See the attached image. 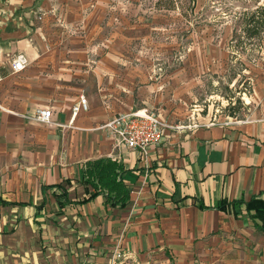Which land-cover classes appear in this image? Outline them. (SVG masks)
<instances>
[{
	"label": "crops",
	"instance_id": "1",
	"mask_svg": "<svg viewBox=\"0 0 264 264\" xmlns=\"http://www.w3.org/2000/svg\"><path fill=\"white\" fill-rule=\"evenodd\" d=\"M109 3L0 0V264H110L118 241L131 264H264V219L215 207L255 196L264 210V71L242 117L205 125L183 102L189 75L158 73ZM137 108L170 125L145 157L100 128ZM99 159L118 165L123 203L85 172Z\"/></svg>",
	"mask_w": 264,
	"mask_h": 264
},
{
	"label": "rangeland",
	"instance_id": "2",
	"mask_svg": "<svg viewBox=\"0 0 264 264\" xmlns=\"http://www.w3.org/2000/svg\"><path fill=\"white\" fill-rule=\"evenodd\" d=\"M109 2L117 36L139 45V55L151 60L158 73L167 75L178 67L189 75V98L183 102L193 116L217 121L232 110L243 116L245 96L252 93L254 77L264 71V35L236 39L241 13L256 0Z\"/></svg>",
	"mask_w": 264,
	"mask_h": 264
},
{
	"label": "built area",
	"instance_id": "3",
	"mask_svg": "<svg viewBox=\"0 0 264 264\" xmlns=\"http://www.w3.org/2000/svg\"><path fill=\"white\" fill-rule=\"evenodd\" d=\"M27 64V57L23 53H19L12 59L10 70L12 73H18ZM87 109L88 104L86 99L83 96H79L78 103L72 107V115L75 116L80 110L85 111ZM32 116L45 123L52 122L50 108H38ZM231 118L234 119L235 116H231ZM215 122V120L210 119L205 125H212ZM198 125V123H190L187 125H175L174 127H197ZM167 127H170V125L162 121L156 113L147 108H137L129 112L116 114L100 126L109 136L117 139L126 148L138 152L144 157L151 146L160 143ZM110 264H131V256L122 250L120 241L116 243L110 255Z\"/></svg>",
	"mask_w": 264,
	"mask_h": 264
},
{
	"label": "trees",
	"instance_id": "4",
	"mask_svg": "<svg viewBox=\"0 0 264 264\" xmlns=\"http://www.w3.org/2000/svg\"><path fill=\"white\" fill-rule=\"evenodd\" d=\"M240 33L236 38L238 42L245 40L260 39L264 35V0H256L254 7L244 10L241 13ZM234 36V35H233ZM240 108V106L238 107ZM229 116H236L235 110L228 111ZM118 165L109 159H99L87 164L85 172L88 176L97 180L100 187L108 192V198L113 201H125L128 197V190L120 181L116 180ZM117 198V199H116ZM258 200L251 197L248 201L243 199L231 201H219L215 204L218 209H225L230 205L235 215L241 213L240 204H244L246 213L251 214L253 218L264 219V210L256 209L255 204ZM257 229L264 231V225L255 224Z\"/></svg>",
	"mask_w": 264,
	"mask_h": 264
},
{
	"label": "bare ground",
	"instance_id": "5",
	"mask_svg": "<svg viewBox=\"0 0 264 264\" xmlns=\"http://www.w3.org/2000/svg\"><path fill=\"white\" fill-rule=\"evenodd\" d=\"M246 100H247L246 102H248V101H249V99H248V97H247V96H246Z\"/></svg>",
	"mask_w": 264,
	"mask_h": 264
}]
</instances>
